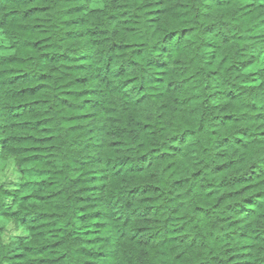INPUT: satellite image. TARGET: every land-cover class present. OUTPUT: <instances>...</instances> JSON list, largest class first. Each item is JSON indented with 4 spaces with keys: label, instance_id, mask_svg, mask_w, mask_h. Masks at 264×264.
I'll return each instance as SVG.
<instances>
[{
    "label": "trees",
    "instance_id": "obj_1",
    "mask_svg": "<svg viewBox=\"0 0 264 264\" xmlns=\"http://www.w3.org/2000/svg\"><path fill=\"white\" fill-rule=\"evenodd\" d=\"M0 264H264V0H0Z\"/></svg>",
    "mask_w": 264,
    "mask_h": 264
},
{
    "label": "rangeland",
    "instance_id": "obj_2",
    "mask_svg": "<svg viewBox=\"0 0 264 264\" xmlns=\"http://www.w3.org/2000/svg\"><path fill=\"white\" fill-rule=\"evenodd\" d=\"M261 63V61H259L255 66H254V68H257V66L259 65ZM14 232V231H13ZM12 232V233H13Z\"/></svg>",
    "mask_w": 264,
    "mask_h": 264
}]
</instances>
